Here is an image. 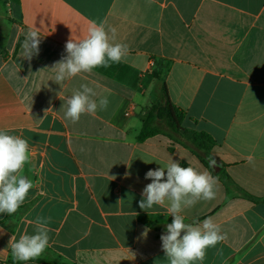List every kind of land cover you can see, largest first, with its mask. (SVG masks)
Segmentation results:
<instances>
[{"label": "crops", "instance_id": "1", "mask_svg": "<svg viewBox=\"0 0 264 264\" xmlns=\"http://www.w3.org/2000/svg\"><path fill=\"white\" fill-rule=\"evenodd\" d=\"M0 6V130L29 142L20 175L33 187L12 215L0 214V264H169L160 236L168 202L141 209L145 173L170 160L209 171L181 137L140 141L142 117L160 101L184 111L181 126L204 132L231 182L186 208V223L211 217L227 239L195 264H264V0H5ZM93 22L117 29L127 57L58 84L54 62ZM42 38L28 61L29 30ZM88 84L107 110L65 118L73 91ZM171 134V133H170ZM83 149V150H82ZM208 160V159H207ZM215 176V175H213ZM216 177V176H215ZM166 179V176H165ZM49 219V247L14 260L9 240ZM149 229L146 237L142 235Z\"/></svg>", "mask_w": 264, "mask_h": 264}, {"label": "clouds", "instance_id": "2", "mask_svg": "<svg viewBox=\"0 0 264 264\" xmlns=\"http://www.w3.org/2000/svg\"><path fill=\"white\" fill-rule=\"evenodd\" d=\"M116 35L115 27L106 30L103 22H93L84 38H69L64 46L66 55L62 54L60 60L51 67L56 73L54 81L60 84L67 78L89 73L94 68H107L122 62L127 57L129 48L127 44L115 43ZM41 43L38 29L29 30L22 44L23 58L31 61L38 56ZM95 96L96 92L92 87L81 84L65 101V118L76 123L82 114H94L98 109L107 110L109 99L101 97L97 101L93 99ZM29 159L28 140L21 135H10L0 130V214L16 213L33 187L31 180L20 175ZM207 159L210 168L218 166L214 157L208 156ZM144 178L151 180V183L142 189L139 207L143 210L151 209L154 205H164L167 201L168 213L173 217L160 236L161 248L169 264L202 262L208 248L227 239V233H223L211 217L204 219L202 223L197 220L186 223L182 215L186 208H191L200 201L216 198L218 178L209 171L184 167L179 160L173 159L164 167L148 170ZM49 222V219L37 217L33 222L34 234H22L18 240L15 236L10 238L8 247L11 248L14 260L27 262L39 257L49 247ZM148 231L146 228L142 235L146 237Z\"/></svg>", "mask_w": 264, "mask_h": 264}, {"label": "trees", "instance_id": "3", "mask_svg": "<svg viewBox=\"0 0 264 264\" xmlns=\"http://www.w3.org/2000/svg\"><path fill=\"white\" fill-rule=\"evenodd\" d=\"M160 97V101L152 105V107L144 113L142 117V127L137 139L143 141L149 137L165 132L160 127V123L163 121L172 132L188 142L193 150L199 155L204 165L211 170L213 175L221 179L224 183L229 184L231 179L225 171L216 173L214 169L209 167L207 157L210 156L208 150L213 144L211 137L204 132L185 130L181 126L185 113L171 103L165 85L162 86ZM169 135L174 139H178L177 136L174 137L170 133Z\"/></svg>", "mask_w": 264, "mask_h": 264}, {"label": "rangeland", "instance_id": "4", "mask_svg": "<svg viewBox=\"0 0 264 264\" xmlns=\"http://www.w3.org/2000/svg\"><path fill=\"white\" fill-rule=\"evenodd\" d=\"M5 0H0V6H2V8H5ZM160 127L163 131L169 133V132H172L171 129L166 125L165 122L161 121L160 123ZM173 133V132H172ZM173 135V134H172Z\"/></svg>", "mask_w": 264, "mask_h": 264}, {"label": "water", "instance_id": "5", "mask_svg": "<svg viewBox=\"0 0 264 264\" xmlns=\"http://www.w3.org/2000/svg\"><path fill=\"white\" fill-rule=\"evenodd\" d=\"M217 165H218V164H217ZM214 170H215L216 172H218V171L220 170V166L218 165L217 167L214 168Z\"/></svg>", "mask_w": 264, "mask_h": 264}, {"label": "flooded vegetation", "instance_id": "6", "mask_svg": "<svg viewBox=\"0 0 264 264\" xmlns=\"http://www.w3.org/2000/svg\"><path fill=\"white\" fill-rule=\"evenodd\" d=\"M170 133H171V134H173L174 132H173V133H172V132H170ZM174 134H175V133H174Z\"/></svg>", "mask_w": 264, "mask_h": 264}]
</instances>
